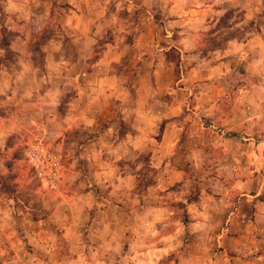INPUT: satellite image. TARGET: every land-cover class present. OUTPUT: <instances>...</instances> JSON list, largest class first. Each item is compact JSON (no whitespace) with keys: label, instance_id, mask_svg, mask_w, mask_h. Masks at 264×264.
<instances>
[{"label":"crops","instance_id":"0c3cea01","mask_svg":"<svg viewBox=\"0 0 264 264\" xmlns=\"http://www.w3.org/2000/svg\"><path fill=\"white\" fill-rule=\"evenodd\" d=\"M0 3L1 24L18 25L10 47L17 62L4 60L0 47V264H264V141L252 163L259 191L235 205L229 192L206 193L203 178L198 200L187 199L195 170L252 162L247 140L238 137L231 138L238 149L225 146L223 158L215 157L220 150L206 141L210 130L200 119L220 123L222 138L255 118L264 101V0ZM229 9L242 16L229 19L227 30L245 39L205 58L196 40L217 35ZM51 18L60 31L48 36L41 31ZM35 43L42 63L30 49ZM100 43L98 59L89 63ZM167 53L179 56L178 77ZM240 63L246 72L256 67L254 82L236 71ZM40 130L63 147L67 163L57 190L48 191L46 218L34 220L33 201L21 202L34 179L22 176L20 185L14 173L21 160L11 154ZM145 168L151 181L138 192ZM37 178L32 199L46 184Z\"/></svg>","mask_w":264,"mask_h":264},{"label":"rangeland","instance_id":"374dc122","mask_svg":"<svg viewBox=\"0 0 264 264\" xmlns=\"http://www.w3.org/2000/svg\"><path fill=\"white\" fill-rule=\"evenodd\" d=\"M52 14V13H51ZM3 15V9L1 8V3H0V21ZM52 16V15H51ZM242 16V12L239 11L238 9H229L227 10L223 15H221L220 18V22L219 24H217V29H222L221 31H219V33L217 35L214 36H200L199 38H197L196 42H197V47L201 48L205 54V58H209L211 59V56L206 55L208 52H216V51H222L223 48L227 47V43L229 41H236V39L239 40H243L245 39L244 34L239 35L237 33L234 32V30L228 31L227 28L230 26L229 19H233V21H237L239 20V18H241ZM59 23L57 18H51V20L47 23V25L43 28V30L41 31V33H48V36L51 35L52 32H57L60 31L59 30ZM18 28V25H5V24H1L0 22V47L5 49L6 51L4 52L3 56H4V60H7V62H17L18 58L16 57V55H14L12 52H10V47H11V43L13 40V31L15 29ZM250 25L246 26V29L248 32H250ZM26 30H28L26 28ZM47 35L44 37V39L46 38ZM106 40V39H105ZM101 42H105L104 40ZM195 42V39H194ZM178 45V44H177ZM100 47L95 49L91 55L90 58L88 60L89 63H93L95 62V60L98 59L99 54L102 50V43H100L99 45ZM180 46V45H178ZM31 51L34 53V60L36 63H42L43 60V56L42 53L39 51V44L35 43L32 44L30 46ZM99 53V54H98ZM213 55V54H210ZM166 59L172 61L173 64H176V70H175V74L176 77H178V73H177V69H178V63L180 61L179 56L173 54V53H167L165 56ZM246 66L242 63H240V65L234 67L236 69V71L240 74H242V78L248 81H255L258 78V72L256 70L255 66H250L247 69L246 72ZM230 68L232 69V65L230 66ZM244 75V76H243ZM262 77L264 79V71L262 73ZM252 89V88H251ZM254 90V89H253ZM262 93L264 89H261ZM260 90V91H261ZM259 91V90H257ZM232 98V94L229 95ZM225 100V104L227 106L226 103V98ZM256 113L254 114L255 118H253L252 120H249L245 123L244 126H242L241 128H233V129H238L237 131L235 130H231L229 132L224 131L223 133V137L226 138L227 140L224 141L223 137L221 138V132L219 131V129H221V125L220 123L212 120V119H204L201 118L200 119V124L206 128H208L210 131L208 133L205 134V139L206 141L209 143V145L212 147L216 146L218 147L217 149L220 150L219 153L215 154V157H219L220 159L223 158V151L225 146H227L228 148H231L232 150L238 149L236 143L231 140V138L234 137H238V138H243L246 139L247 143L249 144V151H248V156L249 158H251L252 162H249V164L247 165L248 167H245V165H242L241 168H234V167H228L226 165H224L223 163H221L220 166L217 165H212L211 167V163L207 164L209 165V167H203L201 170H203L204 172H200V174H197V171L195 170V188L192 192V194L187 198L189 201L190 200H195L197 201L200 193H201V188H200V180L202 181V179H209L208 182V186L206 188V193L214 195L215 197H220L223 194H227V192H229L232 196V198L234 199V204L237 205L238 204V199L240 197H242L243 194L245 195H252L255 194L257 191H259V186L261 185L260 182L259 184L256 182H253L252 179L257 174H259L258 169L256 168V166L254 164H252L253 162H255L254 160V156H255V152H256V145L258 143H260L261 141H264V101L256 107ZM254 113V111L252 112ZM251 113V114H252ZM236 122L238 124L239 121H233ZM189 123V121H188ZM234 127V126H231ZM125 127L121 126V132L122 130L124 131ZM214 134H212V133ZM40 134V136H38ZM39 134H37V138H34L32 143H30V145L26 144V148H24L21 151L18 152H14L11 154V156H15L17 158H19V160H21V166L23 168L20 169L19 168L17 170L16 173H14V175H19L20 176V185H24V179H22V176L26 178V176H28L29 178H33L34 182H32V184H29L28 187H26V194H24V198L21 201L22 204L24 206H30L31 207V202L32 203V213H33V219L34 220H41V218H46V214L45 212H47V207L46 205H48L49 202V196L51 193H49L48 191L51 190L50 192L56 191L57 190V185L56 186H52L50 183H47L44 181V179L42 178L43 176H39L38 174V168L36 167L34 162H31L29 159V156L27 153H29V148L31 146H36V145H41L44 147L47 155H57V159H58V169H57V175L58 178H60V176L62 175V171H63V167L66 165L67 161V154L64 152L63 147H58L57 148V144L53 142L51 143V141L47 140V131H41L39 132ZM234 135V136H233ZM187 140V134H184L181 138L180 144H184ZM220 141V142H219ZM244 142V141H243ZM27 150V151H26ZM210 158V157H209ZM250 160V159H249ZM250 160V161H251ZM142 163L146 162V158H141ZM237 161V165H239V159L236 160ZM19 164V165H20ZM206 165V164H205ZM252 166V167H251ZM6 166L4 167V171ZM188 169V168H187ZM143 172V175H145L146 178V182L144 181V183H138L137 184V191L138 192H143V190H145L144 188H146V186H148V184L151 181V169H143L141 170ZM190 170L188 169L187 173L189 175ZM238 174L239 176L243 177V181L242 183L240 182H233V180H230L228 177L230 174ZM44 181L46 184L45 187H41V190H39L40 192H38L40 195L39 196H35L34 199H32L31 196V191H34V189L36 188V181H40L37 176ZM262 175V173H260V176ZM210 180H214L212 184ZM215 180H220L219 183L216 184ZM261 181L264 182V178L260 179ZM12 185H6V189L10 190ZM225 188L227 189L225 191ZM95 190V189H94ZM262 191H264L263 189H261ZM98 193V191H97ZM32 200V201H31ZM179 208L183 207V204H178ZM60 216H58L57 218H59ZM91 217H92V213H91ZM30 219V218H29ZM26 221L27 217L25 218ZM57 222H62L59 221L58 219H56ZM60 227V223L58 224V229ZM55 234L57 236H59L60 232L56 231ZM34 250L39 249V248H35L33 247ZM123 250V251H122ZM144 249H141V251H143ZM123 252H127V250L121 249L120 254H124ZM118 264H128L127 262H122V263H118ZM131 264V263H130Z\"/></svg>","mask_w":264,"mask_h":264},{"label":"built area","instance_id":"2783aa9c","mask_svg":"<svg viewBox=\"0 0 264 264\" xmlns=\"http://www.w3.org/2000/svg\"><path fill=\"white\" fill-rule=\"evenodd\" d=\"M31 162H34L39 169V176H43L45 182L50 183L52 186L58 184L59 178L57 175L58 159L57 155H47L43 146L36 145L29 148L27 153Z\"/></svg>","mask_w":264,"mask_h":264},{"label":"trees","instance_id":"16d2710c","mask_svg":"<svg viewBox=\"0 0 264 264\" xmlns=\"http://www.w3.org/2000/svg\"><path fill=\"white\" fill-rule=\"evenodd\" d=\"M234 136V135H233Z\"/></svg>","mask_w":264,"mask_h":264}]
</instances>
